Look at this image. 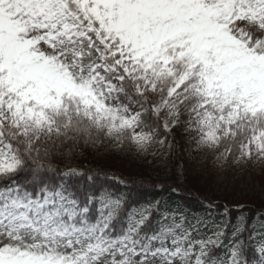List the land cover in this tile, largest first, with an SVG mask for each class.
<instances>
[{"label": "snow or ice", "instance_id": "6c2138e0", "mask_svg": "<svg viewBox=\"0 0 264 264\" xmlns=\"http://www.w3.org/2000/svg\"><path fill=\"white\" fill-rule=\"evenodd\" d=\"M257 183L264 0H0V264H264Z\"/></svg>", "mask_w": 264, "mask_h": 264}, {"label": "rangeland", "instance_id": "374dc122", "mask_svg": "<svg viewBox=\"0 0 264 264\" xmlns=\"http://www.w3.org/2000/svg\"><path fill=\"white\" fill-rule=\"evenodd\" d=\"M202 192L210 197H214L219 201H227L232 203H244L247 201H255L256 198L261 199L264 193L261 192L259 184L257 183L254 189L248 187H236L235 189L228 188L225 190H207L201 189Z\"/></svg>", "mask_w": 264, "mask_h": 264}, {"label": "trees", "instance_id": "16d2710c", "mask_svg": "<svg viewBox=\"0 0 264 264\" xmlns=\"http://www.w3.org/2000/svg\"><path fill=\"white\" fill-rule=\"evenodd\" d=\"M93 163H99V164H102V165L109 164V165L114 166L117 171H120V170L127 171L126 166L124 164H122V162L119 161V159H117V158H113L111 161L105 160L104 158H100L99 160L93 161ZM202 196H207V195H205L202 192L201 189L199 191H197L196 188H193L192 189V195L186 194L185 198L190 203H193L194 204L196 198L197 197H202ZM219 203L221 205H224L225 203H227L230 206L234 204L232 202H227V201H224V200L223 201L220 200ZM244 204L247 205L246 211L247 210L255 211V210H258L261 207V199L256 198L255 201H247V202H244Z\"/></svg>", "mask_w": 264, "mask_h": 264}]
</instances>
